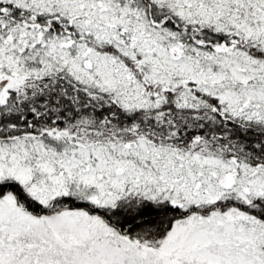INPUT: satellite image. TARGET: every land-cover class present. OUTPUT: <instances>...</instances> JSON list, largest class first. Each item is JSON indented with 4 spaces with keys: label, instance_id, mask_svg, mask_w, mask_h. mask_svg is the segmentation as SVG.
<instances>
[{
    "label": "snow or ice",
    "instance_id": "6c2138e0",
    "mask_svg": "<svg viewBox=\"0 0 264 264\" xmlns=\"http://www.w3.org/2000/svg\"><path fill=\"white\" fill-rule=\"evenodd\" d=\"M0 264H264V0H0Z\"/></svg>",
    "mask_w": 264,
    "mask_h": 264
}]
</instances>
